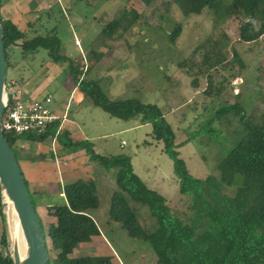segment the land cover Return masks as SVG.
I'll use <instances>...</instances> for the list:
<instances>
[{"label": "rangeland", "instance_id": "rangeland-1", "mask_svg": "<svg viewBox=\"0 0 264 264\" xmlns=\"http://www.w3.org/2000/svg\"><path fill=\"white\" fill-rule=\"evenodd\" d=\"M0 2V14L5 18L14 10L17 14L18 8L23 9L19 15L23 18L18 19V23H23V26L45 9L36 10L37 7L44 6L46 10L51 8L43 19L42 31L54 27L60 40V52L66 56L65 61L61 60L50 68L51 63L47 65L42 60V57L47 58L45 49H40L33 58L23 59L15 52L17 47H13L15 54L11 61L14 60L18 65L8 67L6 76L11 77L14 70L13 78L19 83L34 80V86L42 85L40 96L51 94L50 106L56 112L64 111L68 101L66 114L69 113L68 118L75 122L71 136L91 142L99 155H128L133 171L147 186L162 194L171 210L181 217L190 213L187 208L189 199L179 193L172 161L163 152L162 142L152 137L151 124L142 122L140 115L128 120L113 117L95 105L85 91L73 86L65 69L68 58H75L74 63L83 69L87 64L90 65V70L83 72V77L87 80L98 79L101 90L110 100L135 98L159 106L174 130L176 143L197 130L222 104L237 102L253 121H258L264 113V35L250 43L238 40L240 17L236 15L214 20L204 9L200 14L185 16L173 0H153L149 5L140 0ZM124 8L141 14L126 30L123 27L130 15L125 17V21L118 22ZM29 11L34 12L33 17L27 16ZM11 16L15 17L13 14ZM108 22L117 25L111 34L102 31ZM176 25H180L181 30L172 42L168 33ZM235 51L243 61L242 66ZM207 54L208 61L205 59ZM208 62L213 66L209 67ZM210 84L212 89L220 87V93L206 94ZM31 94L27 91L25 95L28 97ZM213 126L221 129L223 140L230 143L242 132L238 117L232 113L222 116ZM54 141L48 137L38 142L21 135L15 140L12 149L17 160H20L22 151L25 154H37L47 147V158L52 161L51 165H55V160L60 161L61 165L59 173L55 172L58 175L55 182L59 183L60 180L64 185L81 179L94 185L100 204L91 214L111 246H105L101 240L88 241L76 247L74 256L100 254L110 256L113 264H155L156 255L147 241L130 238L115 226L113 229L110 227L112 232H108L110 229L106 221L110 199L112 193L118 190L115 180L117 168H106L98 160H91L84 149L77 150L82 151V154L72 156L74 152L59 148L61 146ZM17 142L23 145L20 147L22 151L16 147ZM178 151L193 176L204 178L209 174L219 175L216 168L219 147L205 136L186 143ZM65 155L71 158L63 161ZM235 188V185L224 186L223 192L232 195ZM47 190L51 197L58 196L49 188ZM29 192L43 227L47 228L51 219L38 210V203L41 198L47 200L49 196L41 194L38 197V193L32 192L31 188ZM123 194L137 208L142 226L152 230L156 221L148 207ZM4 208L5 204L0 200L1 216ZM3 221L2 218L0 242ZM0 251L5 255L8 247L0 244ZM48 255L49 264H54L52 251Z\"/></svg>", "mask_w": 264, "mask_h": 264}, {"label": "trees", "instance_id": "trees-1", "mask_svg": "<svg viewBox=\"0 0 264 264\" xmlns=\"http://www.w3.org/2000/svg\"><path fill=\"white\" fill-rule=\"evenodd\" d=\"M140 1L149 5L153 0ZM173 2L185 16L197 15L207 9L214 20L230 15L240 17L238 40L245 43L254 42L264 35V0ZM50 9L42 10L33 21L27 22L24 29L0 14L8 67L18 65L14 60L11 61L15 52L26 59L33 58L40 49H45L47 58L42 57L43 61L57 63L66 60V56L59 52L60 40L54 27L42 31L43 19ZM139 14L135 10L124 8L118 22L125 21V17L130 15L123 27L126 30L139 18ZM116 26L115 22H108L102 31L111 34ZM180 30V25H176L168 33L172 42L180 34ZM13 47H17L15 52ZM92 52L103 55L97 51ZM234 54L238 58L236 51ZM208 57L207 54L206 61ZM73 59L68 58V66L65 67L73 86L85 91L95 105L113 117L128 120L140 115L142 122L151 124L152 137L162 142L163 152L172 161L179 193L189 199L187 208L190 213L181 217L171 210L162 194L147 186L133 171L128 155L106 157L97 154L91 142L74 140L68 129H59L60 118L50 123L44 133L26 135L38 142L48 137L55 139L69 153L84 149L91 160H98L106 168H117L115 180L118 190L112 193L110 199L106 221L108 230L110 229L108 232H112L115 226L130 238L147 241L156 255L155 264H264V113L258 121H253L237 102L222 104L197 130L176 143L174 130L159 106L143 103L135 98L110 100L101 90L98 79L87 80L83 77V72H88L90 65L87 64L83 69L74 64ZM238 61L242 66L243 61L240 58ZM208 66L213 65L208 62ZM16 82L19 83L17 80ZM220 90V87L212 89L210 84L205 93L219 94ZM227 113L236 115L242 125V132L232 143L223 140L222 130L213 126L215 121ZM226 122L228 123V119ZM18 136L21 135L5 133L11 147ZM201 136L219 147L216 165L218 176L209 174L204 178H197L189 172L186 162L180 157L178 148ZM234 185L236 188L232 195L223 192L224 186ZM63 193L65 202L48 206L55 221L44 228L51 245L49 248L47 240V250L52 251L54 264H113L108 255L72 256L79 243L88 242L101 234L91 214L100 204L94 185L79 179L64 184ZM123 193L131 200L148 207L156 221L152 230H146L142 226L137 208L130 204ZM0 244L6 247L4 230ZM0 264H13L8 253L4 255L0 251Z\"/></svg>", "mask_w": 264, "mask_h": 264}, {"label": "water", "instance_id": "water-1", "mask_svg": "<svg viewBox=\"0 0 264 264\" xmlns=\"http://www.w3.org/2000/svg\"><path fill=\"white\" fill-rule=\"evenodd\" d=\"M8 62L5 57L3 28L0 17V200L5 204L2 212L8 254L13 264H49L47 236L32 201L28 185L22 174L12 147L5 138L1 117L7 103L5 80ZM11 203L25 243L24 253L12 243L8 223V206Z\"/></svg>", "mask_w": 264, "mask_h": 264}, {"label": "crops", "instance_id": "crops-1", "mask_svg": "<svg viewBox=\"0 0 264 264\" xmlns=\"http://www.w3.org/2000/svg\"><path fill=\"white\" fill-rule=\"evenodd\" d=\"M44 5H46V4H44ZM38 8H45L46 9V7H44V6H39V7L36 8V10H38ZM21 9L20 8L17 9V12H18L17 14L14 13L15 10L12 12L13 16H15L14 18L11 16L12 14L9 17H6V18H9L10 20H12L21 29H24L25 26L27 25V22H29V20L26 21L24 26L22 25L23 23L22 24L18 23V19H21V17L23 18V16L19 17V15H21V11H20ZM33 15H34V12H32V11H29L28 14H27V16H32V17H33ZM14 20H17V22L14 21ZM60 54L63 55L61 52H60ZM50 63H51V65H49V67L52 68L55 63H53L51 61H46L47 65L50 64ZM13 71L14 70H12V72H11V75H12L11 77L12 78H13V75H14ZM21 84H23V87H24V89L26 91H28L29 93L30 92L32 93L31 96H33V97H39L41 95V93H42L41 92L42 85L34 86L33 85L34 84V80H30L28 82H21ZM67 105H68V101L65 104V108H66ZM54 111L56 112V110H54ZM64 111H62V112L61 111H57L56 113L59 116H62ZM68 114L69 113H67L66 117H64L63 119L60 118L61 119V124H60L59 129H64V128L68 129L70 131V135H71L72 134L71 130H72V127L75 126V122L68 118L69 117ZM74 140H83V139H74ZM54 143L57 144L56 141H54ZM22 146L19 145L18 142L16 143V147L19 150H21V151H22V149L20 147H22ZM24 147H25V145H24ZM59 148H61V147H59ZM47 152H48L47 147L45 149L42 148L40 150V153H37V154H34V153L25 154L22 151L21 155H20V160H18V163H19V166H20L21 171L23 173V176H24L25 180L27 181L28 188H31L32 192L38 193L37 194L38 197L41 194L49 196L50 200H48L49 198L47 200H44V198H41L39 200V203H38V208L39 209L38 210L41 213L43 212L44 215L46 214L48 216V218L51 219V222H54L55 221L54 216H52L49 213L48 206L52 205V204L63 203L66 200H65L64 193H63V185L61 184V181L59 180V183L55 182L58 179V175H56L55 172L59 173V170L61 168V165L59 164L60 161L57 162L55 160L53 162L55 165H51L52 161L48 160ZM79 154H82V151L74 152V153H72V156H77ZM32 155H34V156H32ZM69 158H71V156H69V155L66 156L65 155L62 158V160L63 161L64 160L68 161ZM31 160H33V161H31ZM63 170H64V168L62 169V171ZM48 188H49L50 191H54V193H57L58 196L57 197H55V196L51 197V193H49V191L47 190ZM48 214H50L51 216H49ZM1 224H2V216L0 214V225ZM98 240L103 241V244L105 246H108V247L111 246L109 241L104 236V232L103 233L101 232V234L99 236L92 237L89 242L98 241ZM89 242H83V243H89ZM83 243H79V244H83ZM76 247L74 248V250L76 249ZM75 251H73L72 256H74V254L76 253ZM81 255H83V254H81ZM81 255H79V256H81ZM84 255H86V254H84Z\"/></svg>", "mask_w": 264, "mask_h": 264}, {"label": "built area", "instance_id": "built-area-1", "mask_svg": "<svg viewBox=\"0 0 264 264\" xmlns=\"http://www.w3.org/2000/svg\"><path fill=\"white\" fill-rule=\"evenodd\" d=\"M5 90L7 103L1 117L4 134L8 132L15 135H40L54 120L66 116L67 106L62 116L51 108V94L27 97L23 85L12 77L6 76Z\"/></svg>", "mask_w": 264, "mask_h": 264}, {"label": "bare ground", "instance_id": "bare-ground-1", "mask_svg": "<svg viewBox=\"0 0 264 264\" xmlns=\"http://www.w3.org/2000/svg\"><path fill=\"white\" fill-rule=\"evenodd\" d=\"M8 223L10 229V235L12 238V243H15L18 246L20 253H24L25 243L23 241V236L20 230V226L18 224V220L16 214L12 208L11 203L8 206Z\"/></svg>", "mask_w": 264, "mask_h": 264}]
</instances>
